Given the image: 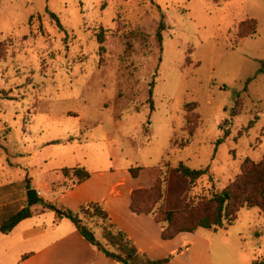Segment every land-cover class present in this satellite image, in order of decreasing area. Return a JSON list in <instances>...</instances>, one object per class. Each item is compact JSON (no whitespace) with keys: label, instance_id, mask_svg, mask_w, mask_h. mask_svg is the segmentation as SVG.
<instances>
[{"label":"rangeland","instance_id":"rangeland-1","mask_svg":"<svg viewBox=\"0 0 264 264\" xmlns=\"http://www.w3.org/2000/svg\"><path fill=\"white\" fill-rule=\"evenodd\" d=\"M263 68L264 0H0V221L29 207L28 187L42 194L34 218L0 232V264H117L71 220L42 213L41 200L79 214L105 245L103 222L80 207L108 200L111 222L139 253L170 264H264L257 208L217 233L163 239L164 212L221 193L247 159L264 161ZM181 163L209 173L192 186ZM75 167L91 175L81 186L63 174ZM134 168L144 169L136 181ZM121 181L164 192L140 193L151 215L131 211V193L111 197Z\"/></svg>","mask_w":264,"mask_h":264},{"label":"trees","instance_id":"trees-1","mask_svg":"<svg viewBox=\"0 0 264 264\" xmlns=\"http://www.w3.org/2000/svg\"><path fill=\"white\" fill-rule=\"evenodd\" d=\"M47 12L57 23L58 27L63 29L59 17L49 10ZM164 30L165 24L161 22L157 33V39L160 43L163 40L162 32ZM98 41L101 45L105 43L103 35H98ZM104 49L105 48L103 47L101 48L102 51H104ZM260 73H264V68L261 69ZM251 81V79L247 81L245 91L248 90V86ZM153 94L154 81L149 91V104L152 112L155 110ZM0 99H8L6 92H0ZM187 119H189V125L193 127L191 125L192 119L190 118L189 113ZM252 125L253 123H251L250 128ZM193 134L180 144L174 143L173 148L181 150L187 147L193 137ZM229 135V132H226L225 136L218 140L216 144V151L217 147L223 144L224 140ZM143 171V168H134L130 170V175L133 180H137L140 178ZM176 172L182 177L188 179L190 184L193 186L197 183V181L209 173V168L194 170L181 163L176 168ZM63 174L66 178H77V183L79 185L87 182L91 178L90 173L85 168L81 167L70 169L66 168L63 170ZM156 187L157 186L155 185L149 190H135L129 181H122L113 189V197L116 199L123 198L128 192H131L130 200L132 202V212L138 216H149L151 215V212L143 209L141 210V208L139 209L137 201L141 199L140 193L142 192H144L145 197L150 196V194L158 193L160 194L159 199H162L164 192L162 195L160 193V189L156 192V189H158ZM28 190H30V187H28ZM41 203L43 205L42 213L46 211H53L56 212L59 218L71 220L77 231L89 244L97 247L107 259H110L118 264H169L171 262V258L153 259L140 254L138 248L134 245L128 235L123 231H120L116 225L111 222L108 212L105 210L104 206L98 202H92L81 206L80 212H82V214L84 213V215H90L92 218H97L103 222V239L106 242V245L96 238L92 228L87 225L85 220L82 219L79 214H75L72 211L61 210L54 204L45 203L42 200ZM201 208H203L204 214L196 218L195 213ZM245 208H257L264 215V161L256 163L247 159L242 164L241 173L236 180L230 183L221 193L215 194L211 198L200 197L196 203L187 204L185 209L180 212H164V220L170 227L175 224L178 213H181L185 219L181 226H179L175 231L170 230V227H163V239L165 241H172L180 234H194L200 229L212 230L217 233L221 229L232 226L238 220V215L241 210ZM34 216L35 214L29 207H24L20 211L0 221V232L4 235H9L20 223L31 219Z\"/></svg>","mask_w":264,"mask_h":264},{"label":"water","instance_id":"water-1","mask_svg":"<svg viewBox=\"0 0 264 264\" xmlns=\"http://www.w3.org/2000/svg\"><path fill=\"white\" fill-rule=\"evenodd\" d=\"M27 198H28V206L32 207L34 205H37L39 203V193L38 191L34 189H30L27 193Z\"/></svg>","mask_w":264,"mask_h":264},{"label":"crops","instance_id":"crops-1","mask_svg":"<svg viewBox=\"0 0 264 264\" xmlns=\"http://www.w3.org/2000/svg\"><path fill=\"white\" fill-rule=\"evenodd\" d=\"M131 179H132V178H131ZM133 181H136V180H133ZM121 182H122V181H121ZM129 182H130V181H129ZM119 183H120V182H119ZM119 183H118V184H119ZM83 184H84V183H83ZM118 184H117V185H118ZM81 185H82V184H81ZM81 185H79V186H81ZM117 185H116V186H117ZM116 186H115V187H116ZM46 187L48 188L47 184H46ZM115 187H114V188H115ZM114 188H113V189H114ZM113 189H111V197H112V198H114V197H113ZM48 190H49V189H48ZM49 191H50V190H49ZM129 193H131V192H128L127 195H126L125 197H123V198H126V197L128 196ZM39 194L42 195L41 192H39ZM129 195H130V194H129ZM123 198H117V199H123ZM114 199H116V198H114ZM107 201H108V200H105V201L102 203V205L104 206V208H105V204H106ZM130 201H131V200H130ZM98 203H99V202H98ZM100 204H101V203H100ZM130 209H131V208H130ZM131 211H132V210H131ZM46 212H48V211H46ZM46 212H43V213H46ZM135 215H136V214H135ZM109 216H110V215H109ZM137 216H138V215H137ZM141 216H146V215H141ZM33 218H34V217H33ZM31 219H32V218H31ZM28 220H29V219H28ZM26 221H27V220H26ZM26 221H23L22 223H20V224L14 229L13 232H15V231L19 228V226H20L21 224L25 223ZM116 227H117V226H116ZM117 228H118V227H117ZM13 232H12V233H13ZM12 233H11V234H12ZM124 233H125V232H124ZM1 234H2V233H1ZM3 235H4V234H3ZM103 256H104V255H103ZM104 258H105L106 260H108V261H112V260H110V259H107L105 256H104ZM153 259H155V258H153ZM112 262H114V261H112ZM114 263H116V262H114ZM117 264H118V263H117ZM169 264H170V263H169Z\"/></svg>","mask_w":264,"mask_h":264},{"label":"built area","instance_id":"built-area-1","mask_svg":"<svg viewBox=\"0 0 264 264\" xmlns=\"http://www.w3.org/2000/svg\"><path fill=\"white\" fill-rule=\"evenodd\" d=\"M40 195V194H39Z\"/></svg>","mask_w":264,"mask_h":264}]
</instances>
